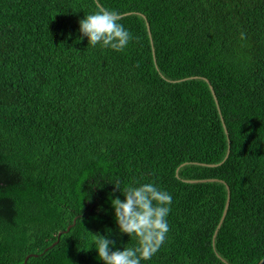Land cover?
<instances>
[{
    "label": "trees",
    "instance_id": "16d2710c",
    "mask_svg": "<svg viewBox=\"0 0 264 264\" xmlns=\"http://www.w3.org/2000/svg\"><path fill=\"white\" fill-rule=\"evenodd\" d=\"M101 7L125 50L78 39ZM108 178L172 194L143 264L264 256V0H0V264H103L87 249L106 228L135 246Z\"/></svg>",
    "mask_w": 264,
    "mask_h": 264
},
{
    "label": "clouds",
    "instance_id": "9594fccd",
    "mask_svg": "<svg viewBox=\"0 0 264 264\" xmlns=\"http://www.w3.org/2000/svg\"><path fill=\"white\" fill-rule=\"evenodd\" d=\"M120 13L114 9L101 7L85 14L79 21L80 36L87 38L88 45L99 46L116 52L125 50L133 39L130 31L120 22ZM101 173V179H103ZM104 183L113 185V192L123 196L109 197L117 230L135 239V246L117 248V241L110 238L111 229L104 234H93L91 247L95 249L97 259L103 264H143L149 261L166 242L170 231L168 216L173 202L172 194L155 182L138 180L122 183L120 179L108 178ZM96 187L103 184L96 181Z\"/></svg>",
    "mask_w": 264,
    "mask_h": 264
},
{
    "label": "water",
    "instance_id": "95a60500",
    "mask_svg": "<svg viewBox=\"0 0 264 264\" xmlns=\"http://www.w3.org/2000/svg\"><path fill=\"white\" fill-rule=\"evenodd\" d=\"M147 28H148V31H149V26H148V24H147ZM205 80H207V79L205 78ZM209 85H210V84H209ZM210 89H211V92H212L213 98H214V100H215V102H216V104H217V98H216V96H215L214 90H213V88H212L211 85H210ZM223 127H224L225 134H226V136H227V139H228L227 129H226V127H225L224 124H223ZM228 151H229V139H228V149H227V153H226L225 157L228 155ZM217 164H219V163H217ZM208 165H210V166H214V165H216V164H208ZM178 168H179V167H177V168H176V171H175L176 176H178ZM210 180H215V179H214V178H210V179H184L183 181H186V182H203V181H210ZM218 180H219V179H218ZM220 181H222V180H220ZM226 188H227L226 202H225V206H224V209H223V212H222V216H221V218H220V220H219V223L217 224V227H216V229H215V231H214V234H213V237H212V244H213L214 236H215V234H216V232H217V229L219 228V226H220V224H221V222H222V219H223V217L225 216V213H226L227 208H228V204H229V190H228V186H227V185H226ZM69 227H70V225L67 226L66 230H68ZM59 235H60V233H58V236H59ZM52 245H53V243H52ZM217 255H218V254H217ZM218 256H219V255H218ZM27 257H28V255L25 257V260L27 259ZM219 257H220V256H219ZM221 259H222V261L226 262V260H224L223 258H221ZM263 261H264V256H263V257H262V258H261L256 264H261Z\"/></svg>",
    "mask_w": 264,
    "mask_h": 264
}]
</instances>
